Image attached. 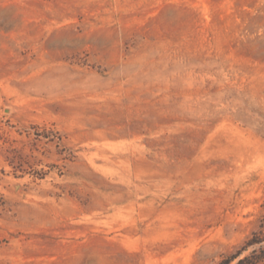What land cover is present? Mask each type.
I'll return each instance as SVG.
<instances>
[{
	"label": "rangeland",
	"instance_id": "rangeland-1",
	"mask_svg": "<svg viewBox=\"0 0 264 264\" xmlns=\"http://www.w3.org/2000/svg\"><path fill=\"white\" fill-rule=\"evenodd\" d=\"M263 214L264 0H0V264H237Z\"/></svg>",
	"mask_w": 264,
	"mask_h": 264
},
{
	"label": "trees",
	"instance_id": "trees-1",
	"mask_svg": "<svg viewBox=\"0 0 264 264\" xmlns=\"http://www.w3.org/2000/svg\"><path fill=\"white\" fill-rule=\"evenodd\" d=\"M260 230L253 234V237L247 242L244 250L249 247H255L253 251L241 258L237 264H264V214ZM240 253L233 256L232 260L235 259Z\"/></svg>",
	"mask_w": 264,
	"mask_h": 264
}]
</instances>
